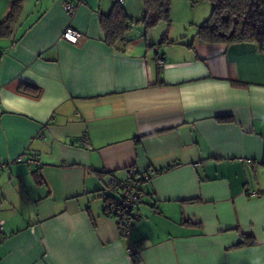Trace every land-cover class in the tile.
<instances>
[{"label": "crops", "instance_id": "crops-1", "mask_svg": "<svg viewBox=\"0 0 264 264\" xmlns=\"http://www.w3.org/2000/svg\"><path fill=\"white\" fill-rule=\"evenodd\" d=\"M114 2L24 0L0 39V264H264V51L187 42L211 4L185 0L183 29L135 25L119 52L99 24ZM121 6L143 15L141 0ZM146 173L122 236L102 210L119 198L109 176Z\"/></svg>", "mask_w": 264, "mask_h": 264}, {"label": "trees", "instance_id": "trees-1", "mask_svg": "<svg viewBox=\"0 0 264 264\" xmlns=\"http://www.w3.org/2000/svg\"><path fill=\"white\" fill-rule=\"evenodd\" d=\"M23 1L11 0V8L7 17L4 21L0 20V39L9 38L12 35L13 29L22 14ZM141 1L144 11L140 19H131L116 0L108 14H100L99 24L104 35V42L108 46L123 52L127 43V34L135 25L142 26L144 33L150 31L159 23L170 25L172 0ZM206 1L211 4V13L197 27L195 32L196 41L204 44H223L225 46L250 43L255 45L259 51H264V0ZM187 47L193 48V45L189 44ZM222 120L228 121L229 119L223 118ZM113 200L112 202H120L119 198ZM119 229L121 232L120 226ZM254 244L253 237L241 236V240L235 247L252 246Z\"/></svg>", "mask_w": 264, "mask_h": 264}, {"label": "built area", "instance_id": "built-area-1", "mask_svg": "<svg viewBox=\"0 0 264 264\" xmlns=\"http://www.w3.org/2000/svg\"><path fill=\"white\" fill-rule=\"evenodd\" d=\"M119 4L122 0H116ZM62 8L69 17H72L77 11V4L72 2H62ZM81 38V33L77 30L67 27L61 34V39L70 44H76ZM160 65L162 63H159ZM81 144L84 148H91L89 139L84 136L81 139ZM30 163H35L31 160ZM251 163V160H248ZM0 163V168H1ZM151 177L150 173L141 174L138 177H128L125 179H118L113 174L109 176L110 186L119 194L120 202H107L102 205V210L105 214L114 217L121 228V235L127 236L134 226V222L140 217L139 213L135 210L136 207L143 203V190L142 185L146 183ZM248 182V181H247ZM243 195L246 197H257L259 194L253 190H244ZM4 222L0 221V235L3 234ZM4 239H0V243ZM127 254L136 260L141 259V249L139 244L133 242L131 248L127 250Z\"/></svg>", "mask_w": 264, "mask_h": 264}, {"label": "rangeland", "instance_id": "rangeland-1", "mask_svg": "<svg viewBox=\"0 0 264 264\" xmlns=\"http://www.w3.org/2000/svg\"><path fill=\"white\" fill-rule=\"evenodd\" d=\"M203 1H206V0H203ZM206 2H200L197 5H202V6L203 5H207ZM183 5H185V0H172V2H171V9H170V19H171V22L174 23V24H176L178 26V28H180V29H183V25L185 23L189 22L188 21V18L189 17H192L191 16L192 15L191 12L188 9L185 10V7ZM194 5H196V4H194L193 2H189V6H194ZM208 7H209V9L207 11V14L204 15V16H206V17H204L205 18L204 21L209 17V15L211 13V8H210V6H208ZM200 22H202V21H200ZM162 24L163 23H159L158 25H162ZM157 26H155V27H157ZM186 26H187V29L188 30H187V38H185V40H187V42H190L188 40H191V38L193 36V33L196 32L197 27L195 28V27H191L189 25H186Z\"/></svg>", "mask_w": 264, "mask_h": 264}]
</instances>
